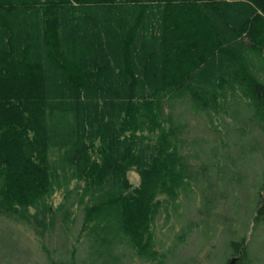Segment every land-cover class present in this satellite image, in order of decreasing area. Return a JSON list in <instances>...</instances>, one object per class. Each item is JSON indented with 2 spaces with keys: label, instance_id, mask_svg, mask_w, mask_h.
<instances>
[{
  "label": "trees",
  "instance_id": "16d2710c",
  "mask_svg": "<svg viewBox=\"0 0 264 264\" xmlns=\"http://www.w3.org/2000/svg\"><path fill=\"white\" fill-rule=\"evenodd\" d=\"M185 101L264 124V0H0V264H166L162 196L201 173L165 115Z\"/></svg>",
  "mask_w": 264,
  "mask_h": 264
},
{
  "label": "rangeland",
  "instance_id": "374dc122",
  "mask_svg": "<svg viewBox=\"0 0 264 264\" xmlns=\"http://www.w3.org/2000/svg\"><path fill=\"white\" fill-rule=\"evenodd\" d=\"M230 104L219 112L196 111L190 101L165 105L182 154L195 166L194 172L201 173L175 201L162 196L164 202L152 226L159 262L229 264L234 255L232 241L246 236L249 258L264 264V223L257 226L254 221L257 191L263 189L264 124L255 118V108L249 103L248 108ZM129 178L139 185L136 170L129 172ZM55 201L59 204L64 198L58 194ZM74 210L77 232L83 213L78 206ZM23 228L38 244L35 231ZM0 236L9 237L2 224ZM123 259L125 264H150L131 253ZM78 264H84L81 258Z\"/></svg>",
  "mask_w": 264,
  "mask_h": 264
},
{
  "label": "water",
  "instance_id": "95a60500",
  "mask_svg": "<svg viewBox=\"0 0 264 264\" xmlns=\"http://www.w3.org/2000/svg\"><path fill=\"white\" fill-rule=\"evenodd\" d=\"M238 261L237 257H233L230 261V264H236V262Z\"/></svg>",
  "mask_w": 264,
  "mask_h": 264
},
{
  "label": "flooded vegetation",
  "instance_id": "af4514ba",
  "mask_svg": "<svg viewBox=\"0 0 264 264\" xmlns=\"http://www.w3.org/2000/svg\"><path fill=\"white\" fill-rule=\"evenodd\" d=\"M234 257H237V256H234ZM233 258V257H232ZM238 258V257H237ZM230 264V263H229Z\"/></svg>",
  "mask_w": 264,
  "mask_h": 264
}]
</instances>
